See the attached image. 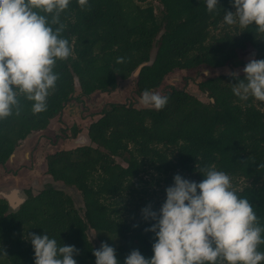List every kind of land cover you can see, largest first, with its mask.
<instances>
[{
    "label": "trees",
    "instance_id": "16d2710c",
    "mask_svg": "<svg viewBox=\"0 0 264 264\" xmlns=\"http://www.w3.org/2000/svg\"><path fill=\"white\" fill-rule=\"evenodd\" d=\"M152 2L161 7L158 15ZM225 11H234L230 0H219L214 12L206 10L203 0H70L60 22L71 54L54 66L58 79L46 110L33 113L32 102L18 94L19 112L0 119V165L30 134L45 130L71 100L112 92L143 64L134 76L138 96L162 87L175 70L244 67L239 55L249 49L253 58H264V32L253 25L225 24ZM233 83L230 75L200 81L198 89L208 102L172 87L162 94L168 102L159 110L106 105L87 127L88 144L46 156L52 181L80 193L82 215L72 197L54 186L36 195L26 191L16 210L0 197V249L5 253L0 264H34L26 236L44 231L58 243L74 245L77 264H95L92 249L101 242L116 249L120 264L132 249L151 257L154 237L144 229L152 221L141 216L149 202L137 189L146 182L143 177L170 185L179 173L198 182L208 166L229 174L233 190L251 202L264 226V101L239 99ZM72 132L75 136L76 128ZM88 230L95 232L97 246ZM259 248L264 251V244Z\"/></svg>",
    "mask_w": 264,
    "mask_h": 264
},
{
    "label": "clouds",
    "instance_id": "9594fccd",
    "mask_svg": "<svg viewBox=\"0 0 264 264\" xmlns=\"http://www.w3.org/2000/svg\"><path fill=\"white\" fill-rule=\"evenodd\" d=\"M234 11H225L223 22L246 28L253 25L264 32V0H230ZM70 0H0V119L19 112L18 94L31 101V111L47 108L50 90L58 74L54 66L71 54L69 41L61 33L60 13ZM81 4L85 0H80ZM214 12L219 0H203ZM56 25L55 27H53ZM123 57H117V62ZM239 73L228 74L236 81L232 92L241 100L253 97L264 101V58L250 59ZM168 96L150 89L142 90L140 103L163 108ZM264 167V165H260ZM200 181L177 173L165 188V199L158 209H141L144 229L153 234L152 255L146 257L132 249L123 264H262L264 226L251 202L231 187L228 173L208 166L199 172ZM34 264H77L78 249L58 243L46 231L29 232ZM95 264H120L116 249L101 242L92 249ZM5 257L0 249V258Z\"/></svg>",
    "mask_w": 264,
    "mask_h": 264
},
{
    "label": "rangeland",
    "instance_id": "374dc122",
    "mask_svg": "<svg viewBox=\"0 0 264 264\" xmlns=\"http://www.w3.org/2000/svg\"><path fill=\"white\" fill-rule=\"evenodd\" d=\"M152 6L155 9V13L158 15L161 10L160 5L157 2H152ZM239 57L244 63H247L250 59H253L254 56L252 50L249 49L244 53H240ZM242 69L243 67L234 68L226 66L218 69H205L200 67L190 71L175 70L166 76L163 86L154 91L163 94L172 87L184 89L201 101L208 102L207 95L198 89L197 84L200 81L212 76L229 75V72L242 74ZM110 103L131 104L136 108L146 107L140 103V96L135 93V77L131 76L127 80L119 81L118 87L112 92H95L88 97H81L80 99L74 98L65 106L57 117L50 121L48 127L44 131L34 133V138L29 145H27V143H21L16 148V150H19V153L21 149L22 157L24 153H27L28 156L26 160L22 158L21 162L23 164L18 169V175L24 176L25 178V189L21 190L22 198L26 199V191H30L31 194L36 195L44 187L54 186L72 197L76 208L82 215L83 201L80 193L73 187H68L61 182L52 181L51 177L46 174V167L43 168L46 162L43 160V157L56 150L71 149L88 144L89 140L86 135L88 125L96 120L101 110ZM73 128L77 130L75 136H73ZM21 145L27 146L22 150V148H19ZM39 163L41 165H39ZM153 177H143L146 182L141 183L137 189L141 191L140 196L147 200L150 205L153 204L156 205V207H160L165 199L164 190L168 184H165L164 181H160L158 184L157 180L153 179ZM13 185L18 188L19 186H24L23 184ZM130 197L131 194L127 196V199H130ZM134 197L136 200L138 199V196ZM87 234L90 241L97 246L98 239L95 232L88 230Z\"/></svg>",
    "mask_w": 264,
    "mask_h": 264
},
{
    "label": "crops",
    "instance_id": "0c3cea01",
    "mask_svg": "<svg viewBox=\"0 0 264 264\" xmlns=\"http://www.w3.org/2000/svg\"><path fill=\"white\" fill-rule=\"evenodd\" d=\"M40 132H42V131H40ZM33 138H34V133L30 134L22 143H27V145H29ZM27 145H21L19 148H22V150H23ZM46 156L47 155H45L43 157L44 161H46ZM22 158H24L25 160L28 159L27 153H24L23 157H22L21 156V149H20V153H19V150H15L14 153L12 154L11 158H9V160L4 165H0V193L1 192L2 193H8L12 189H16L20 192V195H21V190L25 189V183H24L25 178H24V176L18 175L19 174L18 169L23 164L21 162ZM41 163H42V161H41ZM39 165H41V164L39 163ZM45 167H46V162H45V165L43 166V168H45ZM7 171L8 172L10 171L9 174ZM34 171H35V169H34ZM12 172H14V173H12ZM31 172H32V170H31ZM13 184H18V185L23 184L24 186L23 187L19 186V188H18L16 186H14Z\"/></svg>",
    "mask_w": 264,
    "mask_h": 264
},
{
    "label": "water",
    "instance_id": "95a60500",
    "mask_svg": "<svg viewBox=\"0 0 264 264\" xmlns=\"http://www.w3.org/2000/svg\"><path fill=\"white\" fill-rule=\"evenodd\" d=\"M255 54L253 53V56ZM145 64L141 65L140 67L144 66ZM139 67V69H140ZM139 69L133 74L137 76ZM0 197L5 199L8 203V206L11 210H16L24 201L25 198H22L20 192L16 189L11 190L8 193H0Z\"/></svg>",
    "mask_w": 264,
    "mask_h": 264
}]
</instances>
